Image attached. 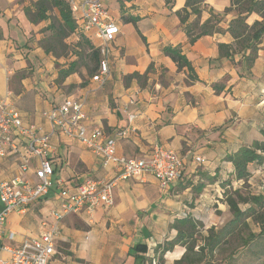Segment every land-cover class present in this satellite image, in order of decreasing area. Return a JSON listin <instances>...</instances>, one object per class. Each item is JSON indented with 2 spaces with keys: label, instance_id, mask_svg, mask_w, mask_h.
<instances>
[{
  "label": "crops",
  "instance_id": "crops-1",
  "mask_svg": "<svg viewBox=\"0 0 264 264\" xmlns=\"http://www.w3.org/2000/svg\"><path fill=\"white\" fill-rule=\"evenodd\" d=\"M36 1L0 0V97L10 92L22 119L40 125L44 132L50 129L42 117L44 110L66 97L82 100L86 126L99 127L113 138L117 155L148 157L154 145L160 144L179 153L184 161L180 177L167 190H161L151 175L127 178L114 188L113 204L96 208L92 218L86 213L65 216L59 224L56 253L49 264H186L180 261L185 252L183 246L167 251L161 263L154 247L175 236L172 224L176 219L212 223L214 211L224 209L220 201L222 182H242L233 179L234 168L226 156L261 140L264 38L249 63L228 31L202 35L189 43L185 26L175 14L184 7L185 0H173L171 6L166 0H117L116 13L110 12L101 0L118 26L110 43L105 80L93 81L95 71L88 73L78 66L76 72L57 81L55 59L39 41L50 33L44 29L50 24L49 15L58 18V11L54 7L47 11L46 19L32 22L25 9L32 13ZM64 1L68 4V0ZM203 3L222 16L218 23L221 28L226 29L237 15L234 7L224 13L231 6L230 0ZM122 13L137 20L123 22ZM71 15L75 29L65 42L76 45L72 44L67 56L57 59L59 68L77 61L80 35L93 47L96 44L92 35L80 28L72 12ZM209 16L207 9L202 10L199 24ZM195 17L190 15L188 21ZM259 17L252 13L246 23L251 25ZM168 45L180 47L192 71L177 68L163 52ZM219 45L224 47L220 50ZM249 52L246 49L245 54ZM135 72L145 74L142 84L129 77ZM189 74L197 78L192 80ZM122 131L125 134L121 135ZM51 143L49 159L55 185L49 197L23 213L12 212L8 216L6 227L15 233L14 245L39 232L41 222L57 206L58 183L73 185L86 177L110 179L118 173L113 164L102 166L101 158L76 140L56 133ZM16 148L11 154L0 156V181L30 175L19 169L25 143L18 141ZM197 155L205 158L204 163L195 162ZM36 163L32 158L31 166ZM248 168L249 178L258 177L259 187L263 186L264 165L250 164ZM207 177L215 179L210 182ZM200 183L203 185L197 186ZM138 243L145 244L146 250L134 251Z\"/></svg>",
  "mask_w": 264,
  "mask_h": 264
},
{
  "label": "built area",
  "instance_id": "built-area-1",
  "mask_svg": "<svg viewBox=\"0 0 264 264\" xmlns=\"http://www.w3.org/2000/svg\"><path fill=\"white\" fill-rule=\"evenodd\" d=\"M68 5L80 28L96 40L94 48L98 50V58L91 79L103 82L108 74L110 43L118 33L115 19L101 0H68ZM10 96L8 92L0 97V156L11 154L17 149V142L23 141L26 151L19 169L23 174L30 172V175L0 181V264H49L56 253L61 220L69 214L79 213H86L92 218L96 208L112 205L113 190L120 180L142 179L151 175L161 190H167L180 177L184 164L182 156L160 144L154 145L148 157L117 155L113 138L107 137L99 127L86 126L82 100L66 97L44 110L42 117L50 126L44 132L40 125L22 119ZM56 133L64 139L78 141L101 158L102 166L113 164L118 168V173L110 179L86 177L73 185H66L62 181L58 183L55 196L57 206L49 211L47 220L41 222L39 232L14 245L15 233L6 227L8 216L12 212L23 213L49 197L55 185L49 154L53 151L51 137ZM32 158L36 159L35 166H31ZM194 160L202 164L205 158L197 155Z\"/></svg>",
  "mask_w": 264,
  "mask_h": 264
},
{
  "label": "trees",
  "instance_id": "trees-1",
  "mask_svg": "<svg viewBox=\"0 0 264 264\" xmlns=\"http://www.w3.org/2000/svg\"><path fill=\"white\" fill-rule=\"evenodd\" d=\"M130 1V0H127ZM204 0H185L183 8L176 10L175 14L179 17L181 24L185 26V32L188 36L189 43H193L197 38L206 34L228 31L235 38L239 51L243 52L242 56L251 63L257 54L258 44L264 38V0H230V8H226L224 13L234 7L237 15L229 21L226 29L218 26L222 20V16L214 12L211 8L204 5ZM171 6L173 0H166ZM35 10L31 13L28 8L26 12L32 22H39L46 19L47 11H51L54 7L58 11L59 17L49 15L50 24L45 30L50 31L49 35L42 38L39 42L46 53H50L55 58L65 57L68 55L69 46L65 39L74 31L75 21L72 18L70 8L64 0H37L33 3ZM120 5V10L122 9ZM207 9L210 16L201 24H199V15L202 10ZM256 13L261 20H255L251 25L246 23V19ZM190 15L196 17L192 21H188ZM123 22L134 23L137 18L131 15L121 14ZM188 21V22H187ZM85 43L90 51V59L96 64L98 58V50L94 48L82 35H80L77 46L80 47ZM224 45H219L220 50ZM246 49H250L248 55L245 54ZM163 52L168 55L176 64L178 69L185 67L189 72L192 71L190 62L184 54H182L179 46H165ZM79 66L78 60L71 61L67 68H58L57 81H60L67 75L76 72ZM96 66L93 71H95ZM141 82V78H145V74L141 75L137 72L129 76ZM192 80L196 79V75H190ZM142 84V82H141ZM261 140L252 142L249 146L240 147L231 155L226 156V160L230 161L234 168V180L242 181L244 184L249 176L248 166L255 164L256 166L264 165V119L263 126L260 128ZM212 182L215 178L207 177ZM203 184H198L201 187ZM224 187L223 200L230 210V218L221 226H211L207 229V233L203 238L202 244H196V235L199 233V222H195L190 218L176 219L172 227L176 229L173 238L163 241L154 247V252L159 256V262L167 251H172L176 245L185 248L180 261L186 264H203L206 262L207 256H210L224 244H228L229 239L237 238L241 241V246L249 250L254 256H264V195L248 194L242 195L239 190H230L226 187L231 186V179L222 182ZM264 187V183H263ZM50 195V194H49ZM239 203L244 204L243 207ZM251 219L259 226L258 231H251L248 227L247 220ZM245 232V233H244ZM195 246L198 248L195 249ZM134 251H145L146 246L138 243L133 247ZM264 264V261L263 263Z\"/></svg>",
  "mask_w": 264,
  "mask_h": 264
},
{
  "label": "rangeland",
  "instance_id": "rangeland-1",
  "mask_svg": "<svg viewBox=\"0 0 264 264\" xmlns=\"http://www.w3.org/2000/svg\"><path fill=\"white\" fill-rule=\"evenodd\" d=\"M104 5L109 9L110 12L116 13L117 11V0H102ZM261 20V17H259ZM72 44H67L69 46V51L73 49ZM76 45V44H75ZM69 54V52H68ZM78 62L79 67L87 70L88 73H92L94 67L96 66L95 62L90 59V54L87 52V47L85 44L80 46V49L77 50ZM61 58V57H60ZM54 68L58 69L59 64L57 59L55 58ZM261 181L258 177L253 176L252 178H248V180L243 184L242 182H233L230 187H226L227 189L232 190H239L242 195L248 194H263L264 195V187L261 186ZM225 190V189H224ZM220 201L223 204L224 209H218L214 211V215L212 216L213 221L210 224H199V233L196 235L197 242L196 244H202L203 238L206 235V231L209 227H219L221 226L227 219L230 218V210L226 205L225 201L223 200V193L222 198ZM1 204V203H0ZM217 207L218 204L215 203ZM239 206L243 207L244 204L239 203ZM248 227L251 231H258L259 226L257 223H254L251 219L247 220ZM245 233V232H244ZM198 247L195 246V249ZM264 261V256H254L250 254L249 250L243 248L241 246V241L237 238L229 239L228 244L222 245L218 248L214 253L210 256H207L206 262L203 264H262Z\"/></svg>",
  "mask_w": 264,
  "mask_h": 264
}]
</instances>
